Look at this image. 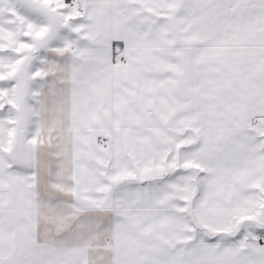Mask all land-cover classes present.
I'll list each match as a JSON object with an SVG mask.
<instances>
[{
  "label": "snow or ice",
  "instance_id": "snow-or-ice-1",
  "mask_svg": "<svg viewBox=\"0 0 264 264\" xmlns=\"http://www.w3.org/2000/svg\"><path fill=\"white\" fill-rule=\"evenodd\" d=\"M0 264H264V0H0Z\"/></svg>",
  "mask_w": 264,
  "mask_h": 264
}]
</instances>
